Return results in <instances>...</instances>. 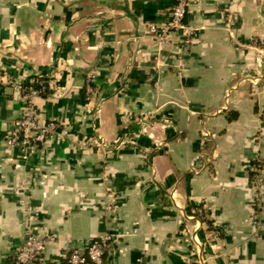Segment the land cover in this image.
I'll use <instances>...</instances> for the list:
<instances>
[{"label":"crops","instance_id":"obj_1","mask_svg":"<svg viewBox=\"0 0 264 264\" xmlns=\"http://www.w3.org/2000/svg\"><path fill=\"white\" fill-rule=\"evenodd\" d=\"M175 3L0 0V264L31 228L38 264L108 235L106 264H264V0H193L189 49L150 32ZM36 78L66 134L24 159L6 135Z\"/></svg>","mask_w":264,"mask_h":264},{"label":"built area","instance_id":"obj_2","mask_svg":"<svg viewBox=\"0 0 264 264\" xmlns=\"http://www.w3.org/2000/svg\"><path fill=\"white\" fill-rule=\"evenodd\" d=\"M192 2L193 0H176L168 22L162 26H150V32L155 36L156 40L163 42L172 34L181 32L184 49L190 48L196 36V29L186 23ZM229 22L232 23V19ZM258 63L261 64L260 58H258ZM95 82V74L90 73L87 76L85 85V99L88 104H92L98 94ZM15 88L17 92L22 94L24 106L20 116L13 122L11 129L6 135V145L10 149L18 150L24 159H28L46 148L53 141L65 137L66 133L59 122L42 120L34 105V98L40 96L46 90L45 82H39V88H27L22 83L16 84ZM95 110H98V107ZM24 184L22 183V185ZM260 188L261 186H257V189L260 190ZM256 196V203L261 205V195L257 194ZM25 206L27 207L29 222H32L35 220V214L31 210L30 205L26 203ZM107 210L112 211L113 206L108 205ZM198 213L202 215L201 210ZM260 217V212H255L252 216L253 224L258 229L262 226ZM193 240L198 242L196 237ZM113 241V236L108 235L101 239L93 240L86 245L73 248L68 255L67 264H106L104 257ZM47 244L48 238L38 235L31 228L27 232L22 245L15 253L11 264H38L46 250Z\"/></svg>","mask_w":264,"mask_h":264},{"label":"trees","instance_id":"obj_3","mask_svg":"<svg viewBox=\"0 0 264 264\" xmlns=\"http://www.w3.org/2000/svg\"><path fill=\"white\" fill-rule=\"evenodd\" d=\"M45 82V87L46 90L40 94L41 97H48L49 93H50V88L48 85V81L46 79H42V78H36L33 82L27 81V82H23V86L30 88V87H34V88H39V82Z\"/></svg>","mask_w":264,"mask_h":264}]
</instances>
